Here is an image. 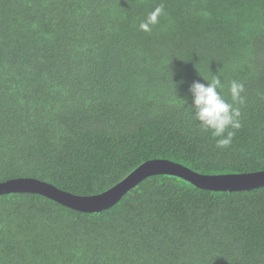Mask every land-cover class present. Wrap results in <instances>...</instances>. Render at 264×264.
<instances>
[{"label":"trees","instance_id":"16d2710c","mask_svg":"<svg viewBox=\"0 0 264 264\" xmlns=\"http://www.w3.org/2000/svg\"><path fill=\"white\" fill-rule=\"evenodd\" d=\"M214 76L229 101L244 85L224 149L189 108L192 83ZM154 159L264 171V0H0V183L97 195ZM0 264H264V187L156 175L98 213L3 195Z\"/></svg>","mask_w":264,"mask_h":264},{"label":"water","instance_id":"95a60500","mask_svg":"<svg viewBox=\"0 0 264 264\" xmlns=\"http://www.w3.org/2000/svg\"><path fill=\"white\" fill-rule=\"evenodd\" d=\"M156 175L178 177L197 188L216 192L248 191L264 187V171L208 175L195 172L168 159H154L144 162L122 181L97 195H75L50 183L24 177L1 182L0 196L21 193L36 194L75 211L98 213L113 207L128 191L148 177Z\"/></svg>","mask_w":264,"mask_h":264},{"label":"clouds","instance_id":"9594fccd","mask_svg":"<svg viewBox=\"0 0 264 264\" xmlns=\"http://www.w3.org/2000/svg\"><path fill=\"white\" fill-rule=\"evenodd\" d=\"M163 6H157L151 11L146 20L139 24V30L145 33L151 32L152 26L159 22L163 14ZM206 81L205 79H203ZM222 87L218 77H213L210 82H193L189 88L191 105L194 119L204 131H210L216 138V147L224 149L229 147L236 131L242 126L241 111L236 104H243L242 93L244 85L236 80L231 81L229 86L230 101L221 95L219 89ZM187 104L186 99H180Z\"/></svg>","mask_w":264,"mask_h":264}]
</instances>
